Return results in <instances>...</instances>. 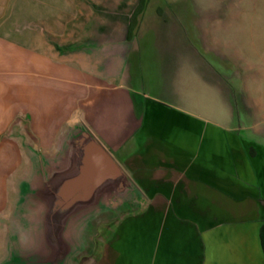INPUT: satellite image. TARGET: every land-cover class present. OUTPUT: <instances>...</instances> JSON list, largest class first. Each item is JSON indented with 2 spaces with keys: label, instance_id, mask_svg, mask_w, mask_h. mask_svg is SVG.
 <instances>
[{
  "label": "crops",
  "instance_id": "obj_1",
  "mask_svg": "<svg viewBox=\"0 0 264 264\" xmlns=\"http://www.w3.org/2000/svg\"><path fill=\"white\" fill-rule=\"evenodd\" d=\"M156 2L0 0V220L83 124L138 190L121 204L212 215L157 227L146 264H264V16Z\"/></svg>",
  "mask_w": 264,
  "mask_h": 264
},
{
  "label": "water",
  "instance_id": "obj_2",
  "mask_svg": "<svg viewBox=\"0 0 264 264\" xmlns=\"http://www.w3.org/2000/svg\"><path fill=\"white\" fill-rule=\"evenodd\" d=\"M138 190L97 138L77 124L52 157L32 151L29 175L18 184L11 232L0 264H75L88 251L87 233Z\"/></svg>",
  "mask_w": 264,
  "mask_h": 264
},
{
  "label": "rangeland",
  "instance_id": "obj_3",
  "mask_svg": "<svg viewBox=\"0 0 264 264\" xmlns=\"http://www.w3.org/2000/svg\"><path fill=\"white\" fill-rule=\"evenodd\" d=\"M158 0H151L149 9ZM181 7L182 0H161ZM193 4V1L185 0ZM225 1V0H223ZM226 7V6H224ZM194 10V6H190ZM242 12L264 16V0H242ZM193 12V11H192ZM149 200V199H148ZM150 206L119 204L111 213L99 217L87 233L88 252L75 264H146L144 244L149 241L152 231L165 227L168 222H185L192 226L213 221L212 215L154 213ZM188 230L193 239L196 227ZM11 232H22L16 218L11 214L0 220V233L6 239ZM138 251V253H137ZM135 254L139 256L135 257ZM201 260L204 255L201 254ZM150 263V262H149ZM148 264V263H147ZM204 264V262H203Z\"/></svg>",
  "mask_w": 264,
  "mask_h": 264
},
{
  "label": "trees",
  "instance_id": "obj_4",
  "mask_svg": "<svg viewBox=\"0 0 264 264\" xmlns=\"http://www.w3.org/2000/svg\"><path fill=\"white\" fill-rule=\"evenodd\" d=\"M259 237H260L261 248L264 254V221L260 227Z\"/></svg>",
  "mask_w": 264,
  "mask_h": 264
}]
</instances>
